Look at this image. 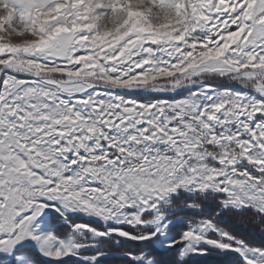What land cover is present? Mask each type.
<instances>
[{"label": "snow or ice", "instance_id": "snow-or-ice-1", "mask_svg": "<svg viewBox=\"0 0 264 264\" xmlns=\"http://www.w3.org/2000/svg\"><path fill=\"white\" fill-rule=\"evenodd\" d=\"M0 12V264H264V0Z\"/></svg>", "mask_w": 264, "mask_h": 264}, {"label": "clouds", "instance_id": "clouds-1", "mask_svg": "<svg viewBox=\"0 0 264 264\" xmlns=\"http://www.w3.org/2000/svg\"><path fill=\"white\" fill-rule=\"evenodd\" d=\"M5 13H3V12H0V15H4Z\"/></svg>", "mask_w": 264, "mask_h": 264}]
</instances>
